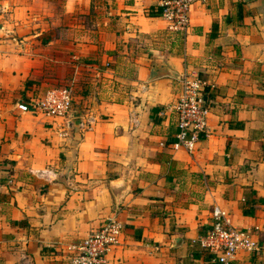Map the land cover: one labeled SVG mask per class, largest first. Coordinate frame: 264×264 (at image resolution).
I'll list each match as a JSON object with an SVG mask.
<instances>
[{"label": "crops", "instance_id": "obj_1", "mask_svg": "<svg viewBox=\"0 0 264 264\" xmlns=\"http://www.w3.org/2000/svg\"><path fill=\"white\" fill-rule=\"evenodd\" d=\"M159 1L0 0V264H67L109 218L108 264H210L216 207L259 243L231 264H264V0L197 1L186 35ZM186 74L215 86L193 152L167 110ZM59 86L69 127L18 108Z\"/></svg>", "mask_w": 264, "mask_h": 264}, {"label": "built area", "instance_id": "obj_2", "mask_svg": "<svg viewBox=\"0 0 264 264\" xmlns=\"http://www.w3.org/2000/svg\"><path fill=\"white\" fill-rule=\"evenodd\" d=\"M200 0H160L161 17L167 29L173 34L186 35L190 26V10ZM180 90L175 103L167 108L176 116L177 133L175 149L193 152L202 137L209 138L207 118L209 109L204 101L207 89H213V83L203 80L198 74H186L180 80ZM73 92L70 86H59L48 89L37 97H30L27 102L18 106L23 112L50 119H69L73 112ZM90 123L82 122V127ZM41 171L40 175H45ZM124 225L116 218L103 221L87 237L69 248L67 264H108V256L121 245ZM201 250L213 256L218 264L233 263L240 252L259 250L255 233L249 229L235 228L229 221L226 212L220 208L212 211L210 228L201 236Z\"/></svg>", "mask_w": 264, "mask_h": 264}, {"label": "trees", "instance_id": "obj_3", "mask_svg": "<svg viewBox=\"0 0 264 264\" xmlns=\"http://www.w3.org/2000/svg\"><path fill=\"white\" fill-rule=\"evenodd\" d=\"M201 250V249H200ZM201 253L203 254V256H204V259L207 261V262H209L210 264H216V263H214L212 260H213V256L212 255H210V254H208L206 251H203V250H201Z\"/></svg>", "mask_w": 264, "mask_h": 264}, {"label": "water", "instance_id": "obj_4", "mask_svg": "<svg viewBox=\"0 0 264 264\" xmlns=\"http://www.w3.org/2000/svg\"><path fill=\"white\" fill-rule=\"evenodd\" d=\"M245 1H246V2H250V1H254V0H245ZM171 75L177 77L176 75H174V74H172V73H171ZM207 98H208V96L205 95V96H204V101H205V103H207ZM74 114H75V113H73V114L71 115V117H77V116H79V114H78V115H76V114L74 115Z\"/></svg>", "mask_w": 264, "mask_h": 264}, {"label": "rangeland", "instance_id": "obj_5", "mask_svg": "<svg viewBox=\"0 0 264 264\" xmlns=\"http://www.w3.org/2000/svg\"><path fill=\"white\" fill-rule=\"evenodd\" d=\"M168 32L171 33L169 30H168ZM165 38H167V37H165Z\"/></svg>", "mask_w": 264, "mask_h": 264}]
</instances>
